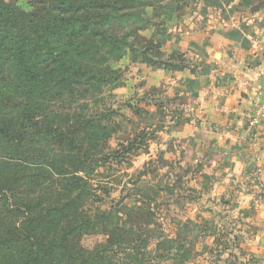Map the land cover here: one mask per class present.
<instances>
[{
	"label": "rangeland",
	"instance_id": "obj_1",
	"mask_svg": "<svg viewBox=\"0 0 264 264\" xmlns=\"http://www.w3.org/2000/svg\"><path fill=\"white\" fill-rule=\"evenodd\" d=\"M105 1L114 6L107 21L96 28L118 40L123 49L120 59L112 60V55L101 59L105 48L82 35L72 41L65 35L49 36L54 30L62 31L66 20L75 25L83 11ZM121 2L0 0L11 14L19 15L18 21L29 24L28 31L40 36V42H49L52 51L62 56L64 52L66 60L74 59L78 46H89L98 54L94 62H84L95 80L80 87L67 106L47 108L39 96L14 92L10 94L18 105L0 108V118L12 119L18 129L28 132L19 148L0 143V264L27 258L17 251L18 238L12 229L25 220L21 202L28 199L35 215L44 212L48 202L64 201L67 195L74 198L73 204L62 214L50 212L49 225L37 228L35 245L42 241L45 246L55 238V245L39 254L37 264H106L108 260L114 264H244L241 254L225 249L224 230L208 218L211 212L204 207L211 199L194 190L197 168H179L177 161H166L164 152L156 150L163 142L161 120L169 116L175 100L164 97L162 101L161 87L147 88L154 82L149 73L163 71L156 59L183 54L167 50L157 35L174 27L169 23L172 18L177 27H187L207 0H142L143 6ZM42 60L44 66L47 58ZM185 60L196 65L186 55ZM182 66L192 70L188 63ZM26 115L29 120H24ZM77 125L80 133L71 130ZM55 128L64 139L53 133ZM67 140H72L71 146ZM179 147L168 143L166 150L179 151ZM32 175L40 176L34 179L35 186L25 183ZM73 176L83 178L85 184L72 182ZM95 251L107 259L85 260Z\"/></svg>",
	"mask_w": 264,
	"mask_h": 264
},
{
	"label": "crops",
	"instance_id": "obj_2",
	"mask_svg": "<svg viewBox=\"0 0 264 264\" xmlns=\"http://www.w3.org/2000/svg\"><path fill=\"white\" fill-rule=\"evenodd\" d=\"M169 23L156 40L196 65L194 74L149 73L147 88L175 100L156 150L179 168H197L194 190L211 199L208 218L234 237L244 264H264V110L246 129L253 104H264L256 102L264 92V0H207L187 27Z\"/></svg>",
	"mask_w": 264,
	"mask_h": 264
},
{
	"label": "trees",
	"instance_id": "obj_3",
	"mask_svg": "<svg viewBox=\"0 0 264 264\" xmlns=\"http://www.w3.org/2000/svg\"><path fill=\"white\" fill-rule=\"evenodd\" d=\"M121 1L122 6L131 2L135 5H145L142 0ZM113 6L109 1L95 2L91 10L83 11L81 16L75 18V21H77L75 25L66 20L60 28L62 31L54 30L48 35L57 39L65 35L68 41H72L76 37L77 39L81 38L80 36L82 35L85 39L90 40L91 43H96L98 47L105 48L101 59L107 60V57L112 55L110 56L112 60H118L121 58L123 51L119 46L118 40L108 35L105 31L96 28L97 24H103L107 21ZM18 18V14L14 12L11 14L5 6L0 4V108L10 109L18 105L19 102L13 100L12 94H10L14 92H18L22 96H39L41 101L46 103L45 106L47 108L53 105L67 106L68 99L80 93V87L82 90L83 87L91 85L93 80H95V77L86 69L84 62H94L98 54L94 53L89 46H78L73 50L74 59L71 61L66 60L64 52L62 56L55 50L52 51L49 42H40V36L37 37L31 31H28L29 24H23L21 19L18 21ZM67 26H71V29H67ZM59 51L62 52L63 50ZM43 57L47 58L44 66L42 65ZM156 61L160 64L161 70L165 72H183L186 68L182 65L187 63L192 68L190 72L193 74L195 72V65L185 60V54L173 55L165 61H160L159 59H156ZM157 62H154L151 66L154 67ZM42 71H45V74H42ZM50 78H54L52 87L50 86ZM3 86H9V88L5 89ZM24 120H29V116L26 115ZM79 125L71 130L76 129L80 133L82 130H80L81 126ZM46 127L45 129H48V126ZM53 133L64 139V133L59 128H55ZM27 135V130L18 129L14 120L0 118V143L4 146H8L9 149L19 148L24 140H27ZM71 143L72 140H67L66 145L71 146ZM37 175H40V173H37ZM37 177L40 176H30L25 183L35 186L34 179ZM71 181L76 182V184H85L83 178L79 176H73ZM62 196L64 197V194ZM1 197L5 198V195L1 194ZM73 199L70 195L65 196L64 201L57 198L48 202L47 206L42 208L44 212H39L35 215L30 212L28 199L24 203L21 202L20 207L23 211L25 210V220L18 225L13 224L12 229L18 238L17 251L19 254H27V258L18 260L16 264H37L36 261L39 254H45V249H50L55 245L54 236L45 246H42L44 245L42 241L39 242L40 244L35 245L39 240L36 234L37 228L49 225L50 212L62 214L73 204ZM82 219L84 223H88L85 218ZM36 222L40 224L39 227L34 226ZM223 235L225 239L224 247L229 250L233 245L234 237H230V233L226 230H224ZM128 239L133 238L129 237ZM98 253L99 251H95L88 255L85 260L99 261L107 259L104 254ZM106 264L114 263L108 260Z\"/></svg>",
	"mask_w": 264,
	"mask_h": 264
},
{
	"label": "built area",
	"instance_id": "obj_4",
	"mask_svg": "<svg viewBox=\"0 0 264 264\" xmlns=\"http://www.w3.org/2000/svg\"><path fill=\"white\" fill-rule=\"evenodd\" d=\"M261 98H264V92L260 91L256 95V102H259ZM264 110V104L263 106L259 105L257 106V103L253 104V107L249 113L248 119L246 121V129L248 132H252L257 125L258 119L261 116L262 111Z\"/></svg>",
	"mask_w": 264,
	"mask_h": 264
}]
</instances>
